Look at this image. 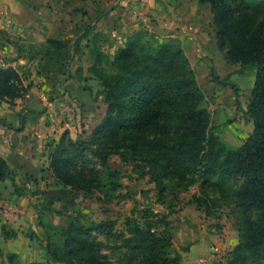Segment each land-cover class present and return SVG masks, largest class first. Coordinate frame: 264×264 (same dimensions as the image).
<instances>
[{
	"label": "rangeland",
	"instance_id": "rangeland-1",
	"mask_svg": "<svg viewBox=\"0 0 264 264\" xmlns=\"http://www.w3.org/2000/svg\"><path fill=\"white\" fill-rule=\"evenodd\" d=\"M261 1L245 0L248 6ZM0 9L5 10L0 16V68L16 67L22 77L17 88L23 108L30 110V119L37 112L42 116L44 173L38 179L29 178V187L24 181L19 184L30 194V207L36 213L34 228L28 234L39 249L37 260H46L48 233H54L57 226H66L71 219H79L93 228L92 235L101 241V260L105 264H130L128 248L121 247L123 238L114 240L102 233L100 225L113 220L114 229L125 232V219L134 218L147 220L158 231H169L171 252L181 256V264H205L209 260V264H225L241 239L232 212L234 204H230L232 190L240 184L237 179L224 178L232 182L229 187L219 176L206 181L201 173L173 171L165 177L166 190L161 193L156 180L144 174L152 167L148 158L118 152L110 155L109 166H103L98 155L87 152V166L75 165L80 175H91L85 170L88 167L101 171V180L107 182L113 172L118 189L104 188L107 197L79 190L67 196L48 169L49 155L66 131L67 140H83L91 149H99L90 142L101 137L100 126L107 118L112 120L110 128L116 134L131 136L139 131L135 129L141 127L138 116L142 98L127 94L119 109L107 110L102 83L91 70L102 60V67L109 72L114 54L129 40L149 48L164 42L180 45L202 92L200 105L209 113L210 132L226 148L242 146L254 129L247 109L257 70L226 58L227 49L220 48L216 37L211 5L201 4L200 0H0ZM53 39L69 48L39 54ZM18 98L3 100L14 102ZM118 117L120 124L116 126ZM106 134L111 137L114 133L107 130ZM144 140L137 139L128 150H141ZM120 150L124 153L127 148ZM226 226L238 236L237 244L229 251L225 248V237L230 235ZM190 236L208 240L211 245L206 257L191 261L188 249L192 245L187 243ZM11 254L2 253L0 264L7 262ZM16 260L19 264L32 262L23 251L16 254Z\"/></svg>",
	"mask_w": 264,
	"mask_h": 264
},
{
	"label": "trees",
	"instance_id": "trees-1",
	"mask_svg": "<svg viewBox=\"0 0 264 264\" xmlns=\"http://www.w3.org/2000/svg\"><path fill=\"white\" fill-rule=\"evenodd\" d=\"M200 3H209L212 7L216 37L220 48L227 49L226 58L257 70L247 109L254 129L242 146L226 148L210 132L209 113L200 105L202 92L180 45L164 42L149 48L139 41L129 40L114 54L109 72L102 67V60L91 70L102 83L107 110L119 109L127 94L142 98L143 101L139 98L142 105L138 116L141 127L135 129L139 131L131 136L116 134L110 128L112 120L107 118L100 126L101 137L90 142V145H99V149H91L83 140H67L66 131L49 155L48 169L67 196L79 190L88 194L104 193L107 197L104 188L118 189L113 172L109 173L110 181L107 182L101 180V171L88 167L85 170L91 175H80L75 165L87 166V152L98 155L103 166H109L110 155L118 152L148 158L152 167L144 174L156 180L161 193L166 190L165 177H170L173 171L186 175L201 173L206 181L219 176L229 187L232 182L224 178H235L240 184L232 190L230 204H234L232 212L236 214L241 239L229 252L225 264H264V0L256 6H248L245 0H200ZM68 48L53 39L38 52L48 54L50 50ZM21 81L15 68H0V99L18 98L17 83ZM120 119L118 117L116 126ZM107 130L114 134L109 137ZM139 138H145L144 147L128 150ZM121 148L127 150L122 153ZM6 179H11L16 191L22 194L14 171L0 157V180ZM100 226L102 233L114 240L123 238L121 247L128 248L130 264H181V256L171 252L169 231H158L147 220L125 219V232L115 230L116 221L113 220L104 221ZM92 231L93 228L86 227L79 219H71L66 226H57L46 238V260L29 264L107 263L101 260L102 243ZM2 235L8 239L16 233L3 227ZM3 264H19L16 254L12 253Z\"/></svg>",
	"mask_w": 264,
	"mask_h": 264
},
{
	"label": "crops",
	"instance_id": "crops-1",
	"mask_svg": "<svg viewBox=\"0 0 264 264\" xmlns=\"http://www.w3.org/2000/svg\"><path fill=\"white\" fill-rule=\"evenodd\" d=\"M4 11L0 9V16ZM20 100L21 98H18L12 102L10 99H0V157L4 158L14 171L16 182L18 184L23 181L27 182L26 185L29 187V178L38 179L44 173V130L40 121L41 114L36 113L41 118L34 114L35 116L33 115L30 119V110L23 108L25 105H22ZM34 111L31 110V112ZM29 196L27 190L22 194L16 191L11 179L0 180V257L2 253L21 255L23 251L25 256L30 257L32 261H40V258L37 260L40 256L39 249L31 243L28 234V230L34 228L33 222L36 217V213L30 207ZM3 227L14 231L16 236L4 238ZM226 229L230 230H226V233L230 235L224 236L226 238L225 248L228 247L226 249L229 251L237 244L238 241L235 239L238 236L236 233L233 234L230 226H226ZM196 238L190 236L188 238L190 241H187L192 245L188 252L193 262L201 255L206 257L211 245L207 239ZM21 244H24L25 248H20ZM208 262L211 263L210 260ZM208 262L205 264H209Z\"/></svg>",
	"mask_w": 264,
	"mask_h": 264
}]
</instances>
